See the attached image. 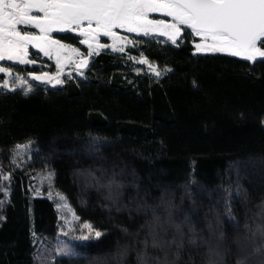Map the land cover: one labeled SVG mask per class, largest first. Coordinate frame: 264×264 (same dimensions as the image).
Returning a JSON list of instances; mask_svg holds the SVG:
<instances>
[{"label":"trees","instance_id":"trees-1","mask_svg":"<svg viewBox=\"0 0 264 264\" xmlns=\"http://www.w3.org/2000/svg\"><path fill=\"white\" fill-rule=\"evenodd\" d=\"M182 36L173 45L132 35L125 51H99L62 84L0 88V171L10 177L0 264H156L165 251L173 260L175 245L152 247L156 216L163 240L180 239L176 224L185 234L176 264H235L241 248L249 264H264V248L254 251L264 245V58L195 53L197 38ZM49 173L51 196L37 179ZM61 197L76 224L102 233L74 235L71 257L56 251L71 217Z\"/></svg>","mask_w":264,"mask_h":264},{"label":"snow or ice","instance_id":"snow-or-ice-1","mask_svg":"<svg viewBox=\"0 0 264 264\" xmlns=\"http://www.w3.org/2000/svg\"><path fill=\"white\" fill-rule=\"evenodd\" d=\"M152 13H162L171 19H151ZM21 25L32 26L38 29V33L21 30ZM117 29L144 35L158 32L168 37L173 45L183 38L186 29H190L192 35L200 38V42L195 44L197 52L229 53L249 61L264 58V0H0V61L7 59L34 64L35 60L28 59L31 45L45 56L55 59L57 72H29L28 75L36 81L59 85L64 83L61 74L68 61H72L76 69H82L88 67L89 57L101 49L112 48L123 52L126 38ZM57 31L79 33L83 37L79 43L88 47L87 55L81 53L79 48L55 38L52 33ZM101 36L111 38L112 43L101 44ZM74 56L79 59L73 60ZM140 62L148 63L147 58ZM149 66L152 67L151 64ZM153 71L157 76L161 74L155 68ZM0 73L11 75L12 68L0 66ZM19 82L28 84L22 78ZM3 87H9V80L3 81ZM15 87L16 84H12V88ZM30 90L31 85L26 91ZM23 147L26 146L17 145V148ZM4 178L10 179L8 176ZM61 207V204H57L58 209ZM73 216L79 219L75 213ZM155 220L156 225L149 233L152 247L167 249L175 245L177 249L175 259L169 260L165 251L163 260L155 258L156 264H176L184 244L185 234L181 225H175L180 239L174 237L171 241H165L156 231L161 227L160 217L156 216ZM83 227L94 231L97 238L102 235L89 223ZM258 230L264 236V226ZM191 231L188 243L195 244L197 237L194 230ZM82 238L88 239L87 236ZM143 243L147 248V239ZM262 248L264 245L254 251L262 252ZM56 251L62 256L74 255L71 249ZM243 252V248L237 252L235 264H249L248 254ZM121 254L125 255L126 252ZM213 254L219 256V253ZM139 259L146 264L143 256ZM210 264H225V257L219 256V260L210 261Z\"/></svg>","mask_w":264,"mask_h":264},{"label":"rangeland","instance_id":"rangeland-1","mask_svg":"<svg viewBox=\"0 0 264 264\" xmlns=\"http://www.w3.org/2000/svg\"><path fill=\"white\" fill-rule=\"evenodd\" d=\"M150 18L151 19H168L170 20L171 18L170 17H167L165 16L164 14L162 13H152L150 14ZM21 30H27V31H35L38 33V29H35L34 27L32 26H23L21 25L20 26ZM117 31L120 33L121 36L125 37V41L123 42V47H124V51L126 49V47L129 45L130 43V40L132 39V35H144L143 33H130L128 32L126 29H117ZM56 33H69V34H73L76 36L77 40H78V45H73L74 47H77L80 49V52L81 53H84L85 55H87V52H88V47L87 45H83V44H80L79 41L81 39H83V37H81L79 35V33H73V32H70V31H65V32H53L52 35L57 38L55 36ZM148 35H152V36H155V37H160L162 39H164V41H168V42H171L168 37L158 33V32H153V33H149ZM194 36V35H193ZM196 37V36H194ZM197 39L193 42V45H194V52L195 53H202V52H197L196 51V48H195V44L200 42V38L199 37H196ZM58 39V38H57ZM63 43H66V44H69L67 42H64L62 41ZM100 43L101 44H111L112 43V40L111 38L109 37H104V36H101L100 37ZM108 50L112 51V52H120L118 50H114L112 48H107ZM101 50H105V49H101ZM99 50V51H101ZM98 51V52H99ZM97 52V53H98ZM220 53V52H219ZM96 53H94L92 56H94ZM224 54H229V53H224ZM231 55V54H229ZM91 56V57H92ZM89 57V59L91 58ZM145 57L144 56H139L137 58H135V62L138 63V64H141L145 67V69L157 76L155 74V72L153 71V68H155L157 71H159L160 73L162 72V70H160L157 65L151 61H148V63H141L140 61L142 59H144ZM28 59L30 60H35V63L34 64H21L19 63L18 61H9L7 59L3 60V61H0V66H3V67H11L12 68V73L11 75H8L7 73H0V88L2 89H5V90H19L21 91L22 93H28L32 90H35V89H39V88H46L50 85H53V84H49L47 82H42V81H36L34 79H32V77H30L28 75L29 72H35L36 74H40L42 72H47V73H51V74H55L57 72V67H56V61L55 59H51L47 56H45L43 54V52H41L40 50H37V48L33 47V46H29V56H28ZM79 57H73V60H78ZM149 64L152 65V67L149 66ZM84 70V68L82 69H76L75 67V64L72 62V61H68L67 63H65L64 67H63V72L61 74V79L62 80H66V79H69V78H72L73 76L75 75H81L82 71ZM20 78L24 79V80H27L28 81V84H21L19 82ZM7 79L9 80V87L8 88H5L3 87V81ZM12 84H16V87L15 89L12 88ZM29 85H31V90L30 91H26L29 87ZM44 176H47V175H44ZM5 174L3 172L0 171V193L6 197L7 195V189H6V183H5ZM39 176H37V179L39 180V185H42V187H47V192L50 194H53V192L51 191V188L49 186V181H48V176L46 179H44L43 177H40L38 178ZM40 187V186H39ZM62 207L60 208L61 211H62V214L66 215V214H70L71 212L68 211V205L67 203L62 200L61 198V203ZM71 217L69 218V220L67 221H63L62 224H61V229H60V233H59V238L61 240V248L63 249H71L70 248V245H69V240L74 237V235H77L78 237V240L82 241V240H86V239H83L82 237L84 236H88V234H91L93 237H96L94 232H90L87 228H84L83 224L81 223H78L76 224L74 222V217H73V214L71 213L70 214ZM70 222V223H69ZM74 229V230H72ZM77 230V231H75ZM72 231V232H71ZM82 232V235L79 236V233Z\"/></svg>","mask_w":264,"mask_h":264},{"label":"flooded vegetation","instance_id":"flooded-vegetation-1","mask_svg":"<svg viewBox=\"0 0 264 264\" xmlns=\"http://www.w3.org/2000/svg\"><path fill=\"white\" fill-rule=\"evenodd\" d=\"M37 50H39V49H37Z\"/></svg>","mask_w":264,"mask_h":264}]
</instances>
